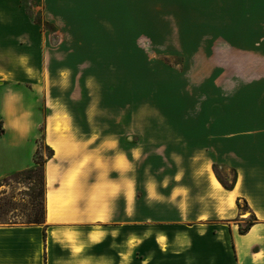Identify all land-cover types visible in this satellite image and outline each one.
Listing matches in <instances>:
<instances>
[{
    "label": "crops",
    "instance_id": "obj_1",
    "mask_svg": "<svg viewBox=\"0 0 264 264\" xmlns=\"http://www.w3.org/2000/svg\"><path fill=\"white\" fill-rule=\"evenodd\" d=\"M32 1L0 0V179L43 123L54 154L45 221L0 224V264H264V0ZM166 59L169 115L131 133L98 76Z\"/></svg>",
    "mask_w": 264,
    "mask_h": 264
},
{
    "label": "rangeland",
    "instance_id": "obj_2",
    "mask_svg": "<svg viewBox=\"0 0 264 264\" xmlns=\"http://www.w3.org/2000/svg\"><path fill=\"white\" fill-rule=\"evenodd\" d=\"M23 1L29 3L28 7H31V3H33L32 0ZM30 13L45 29L53 30L51 25L44 22L40 9L30 11ZM176 62H179V60H155L152 67L148 69L149 73L141 75L98 76L99 83H108V86L103 87L98 92L101 93L99 95V104H107L113 92L111 89L116 84H122L124 85V90H120L118 94H123V97L118 98V102H122L125 109L126 105L128 106L131 133L137 130L139 116H146V118L149 116L168 117L170 105L169 84L171 81L169 67L171 64H176ZM104 107L99 108V115L104 114ZM47 155L48 150L42 146L38 155L39 160L45 159ZM226 180H230V175H228ZM3 190L5 194L0 195V224H25L26 217L31 214L29 204L31 198L26 193H31V191L27 190L24 184L17 183L12 179L8 180V185L0 186V192Z\"/></svg>",
    "mask_w": 264,
    "mask_h": 264
},
{
    "label": "trees",
    "instance_id": "obj_3",
    "mask_svg": "<svg viewBox=\"0 0 264 264\" xmlns=\"http://www.w3.org/2000/svg\"><path fill=\"white\" fill-rule=\"evenodd\" d=\"M44 123L41 126V141L39 142V146L36 150L34 156V164L25 169L14 171L10 174L3 176L0 179V186L8 185V180L12 179L17 183H22L27 188V190L31 191V193H26L30 198V209L31 214L26 217L25 224L22 225H33V224H43L45 221V162L47 159L51 158L54 154L53 149L44 144ZM0 131H2V124L0 121ZM44 146L48 150V155L45 159L39 160L40 149ZM221 185L226 189H232L234 187L236 181V175L234 174L230 183L224 182L222 179L218 178ZM26 191V190H25ZM5 194V191H1L0 195ZM1 206V204H0ZM237 206L241 210H246L248 208L247 203L242 204L240 201H237ZM257 221V218L252 215L245 219V223L239 225V233H246L249 228ZM7 225H17L15 223L7 224ZM45 232L43 234V239L45 241Z\"/></svg>",
    "mask_w": 264,
    "mask_h": 264
}]
</instances>
